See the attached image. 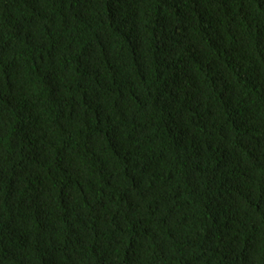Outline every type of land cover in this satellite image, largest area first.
<instances>
[{"label": "trees", "instance_id": "obj_1", "mask_svg": "<svg viewBox=\"0 0 264 264\" xmlns=\"http://www.w3.org/2000/svg\"><path fill=\"white\" fill-rule=\"evenodd\" d=\"M0 264H264V0H0Z\"/></svg>", "mask_w": 264, "mask_h": 264}]
</instances>
